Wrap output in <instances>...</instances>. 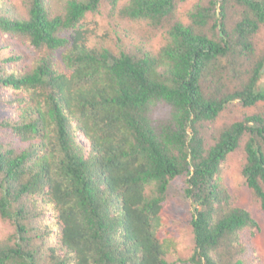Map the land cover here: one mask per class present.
Instances as JSON below:
<instances>
[{
  "label": "trees",
  "instance_id": "obj_1",
  "mask_svg": "<svg viewBox=\"0 0 264 264\" xmlns=\"http://www.w3.org/2000/svg\"><path fill=\"white\" fill-rule=\"evenodd\" d=\"M262 74L264 0H0V264H176L175 181L190 262L259 264L227 174L264 211Z\"/></svg>",
  "mask_w": 264,
  "mask_h": 264
},
{
  "label": "rangeland",
  "instance_id": "obj_2",
  "mask_svg": "<svg viewBox=\"0 0 264 264\" xmlns=\"http://www.w3.org/2000/svg\"><path fill=\"white\" fill-rule=\"evenodd\" d=\"M18 8H21V0H10ZM190 4L187 3L182 9H186ZM108 7L101 4L99 11L95 14H88L86 17V25L94 32L90 33L91 40L96 38V34H102L108 26V22L112 19H107ZM113 23V21H112ZM19 48L24 50L27 54H33L34 50L28 47L26 44L17 42ZM259 87H264V74L258 81ZM264 106V102L261 103ZM8 110L4 100L0 98V113ZM252 107H242L238 102H232L229 107L222 111L219 120L240 118L243 113H251ZM242 159V153L236 152L231 154L229 158V171L227 179L236 185L238 188L239 204L251 210L254 217L258 221L259 230L251 238L250 242L254 247L255 254L259 260V264H264V211L259 209L255 203H251V195L249 188L245 185V182L240 174V161ZM191 213V205L180 189V181H175L169 186L167 203L164 207L163 214L169 223L167 230H169L177 240V252L173 253L172 258L177 260L176 264H193L188 260L193 252V239L190 224L188 222ZM10 232V225L7 222L0 220V237H5ZM249 242V241H248ZM178 258V259H177Z\"/></svg>",
  "mask_w": 264,
  "mask_h": 264
}]
</instances>
